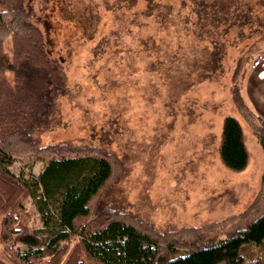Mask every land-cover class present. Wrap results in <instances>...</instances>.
<instances>
[{
  "label": "rangeland",
  "instance_id": "obj_1",
  "mask_svg": "<svg viewBox=\"0 0 264 264\" xmlns=\"http://www.w3.org/2000/svg\"><path fill=\"white\" fill-rule=\"evenodd\" d=\"M27 5L51 55L63 61L67 84L57 94L53 122L34 135L41 145H92L111 152L114 175L101 193L106 206L166 232L208 225L250 204L259 193L264 156L229 87L239 57L253 59L264 50V0ZM5 41L9 52L11 39ZM251 60L244 64L248 74L263 71L264 56ZM230 114L241 123L247 146L242 171L228 169L219 158L222 120ZM43 164L41 158L15 157L9 168L29 177ZM30 202L24 203L27 224L40 227ZM65 247L56 264L70 258L73 242ZM11 263L0 250V264Z\"/></svg>",
  "mask_w": 264,
  "mask_h": 264
},
{
  "label": "trees",
  "instance_id": "obj_2",
  "mask_svg": "<svg viewBox=\"0 0 264 264\" xmlns=\"http://www.w3.org/2000/svg\"><path fill=\"white\" fill-rule=\"evenodd\" d=\"M27 1L0 0L2 256L11 264H38L43 259L56 264L73 242L66 264H264V173L259 193L246 208L201 227L160 232L105 205L101 193L114 175L111 152L92 145L38 143L34 134L53 122L57 94L64 93L67 84L63 61L51 55L44 31L29 17ZM263 56L264 50L253 59L239 57L229 88L264 156V122L248 104L243 88L248 77L244 64ZM220 135L219 158L232 171L244 170L249 157L237 117L223 118ZM15 157L41 158L44 164L38 175L23 177L9 168ZM27 198L39 215L40 227L27 224ZM227 225L231 227L219 231Z\"/></svg>",
  "mask_w": 264,
  "mask_h": 264
},
{
  "label": "crops",
  "instance_id": "obj_3",
  "mask_svg": "<svg viewBox=\"0 0 264 264\" xmlns=\"http://www.w3.org/2000/svg\"><path fill=\"white\" fill-rule=\"evenodd\" d=\"M247 76L243 87L245 99L264 122V69L261 72L251 71Z\"/></svg>",
  "mask_w": 264,
  "mask_h": 264
}]
</instances>
